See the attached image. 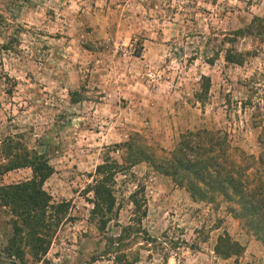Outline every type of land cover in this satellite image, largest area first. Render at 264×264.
Here are the masks:
<instances>
[{
	"label": "rangeland",
	"instance_id": "1",
	"mask_svg": "<svg viewBox=\"0 0 264 264\" xmlns=\"http://www.w3.org/2000/svg\"><path fill=\"white\" fill-rule=\"evenodd\" d=\"M228 50L244 64L226 62ZM202 130L227 133L249 154L260 150L264 0H0V187L32 179L30 168L6 172L4 150L36 151L54 169L43 189L54 203H70L45 262L34 263L5 253L23 242L0 200V264H116L104 238L132 219L138 186L153 242L126 247L122 264H264V246L225 205L192 199L146 163L119 177V219L105 236L88 223L84 191L107 154L119 159L112 146L138 134L169 152ZM224 234L243 255L215 253Z\"/></svg>",
	"mask_w": 264,
	"mask_h": 264
},
{
	"label": "trees",
	"instance_id": "2",
	"mask_svg": "<svg viewBox=\"0 0 264 264\" xmlns=\"http://www.w3.org/2000/svg\"><path fill=\"white\" fill-rule=\"evenodd\" d=\"M225 58L226 62L240 66L245 61L244 55L230 50ZM258 144V154H249L234 145L227 133L202 130L183 135L176 148L167 152L150 146L146 139L135 134L126 143L112 146L111 152H121L119 159L107 154L91 176L92 183L84 191L85 196H92L88 200L92 205L88 223L105 236L108 227L119 219L116 194L119 177L146 163L157 173L170 177L192 199L214 209L225 205L226 212L246 235L264 246V131L258 136ZM2 155L8 164L6 172L20 168L32 170L30 181L0 187V200L17 219L12 221L14 237L23 242L17 246L9 244L5 253L15 258L29 255L34 263H44L52 238L69 213L70 203H54L43 189L54 173L45 155L25 151L11 157L12 153L6 155L5 150ZM144 192V187H136L129 196L132 219L126 226H119L117 236L104 238L106 254L116 264L127 261L126 247L142 239L153 242L142 229V221L148 215ZM244 252L245 248L228 234L218 238L215 253L220 258L239 257Z\"/></svg>",
	"mask_w": 264,
	"mask_h": 264
}]
</instances>
